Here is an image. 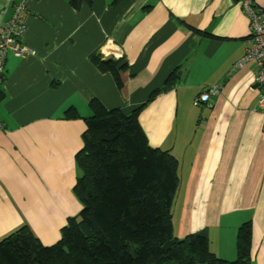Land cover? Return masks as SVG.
Returning a JSON list of instances; mask_svg holds the SVG:
<instances>
[{
    "label": "crops",
    "instance_id": "crops-1",
    "mask_svg": "<svg viewBox=\"0 0 264 264\" xmlns=\"http://www.w3.org/2000/svg\"><path fill=\"white\" fill-rule=\"evenodd\" d=\"M264 9V0H253ZM26 6L22 42L8 55L0 93V241L27 227L44 246L82 206L81 176L90 103L129 115L152 148L178 162V226L205 235L217 257L237 258L239 227L251 223V264H264V113L255 64L234 70L249 41L242 0H0V25ZM92 55L117 62L119 81ZM123 66V69L120 67ZM179 68L180 79L164 88ZM219 87L210 103L194 101ZM177 229L179 232L177 233Z\"/></svg>",
    "mask_w": 264,
    "mask_h": 264
},
{
    "label": "trees",
    "instance_id": "trees-1",
    "mask_svg": "<svg viewBox=\"0 0 264 264\" xmlns=\"http://www.w3.org/2000/svg\"><path fill=\"white\" fill-rule=\"evenodd\" d=\"M77 8L78 0H69ZM101 70L119 81L117 62L92 55ZM123 69V66L120 67ZM177 68L163 89L180 79ZM83 147L75 159L81 176L73 188L82 209L62 229L61 239L44 246L27 227L0 241V264H251V223L236 235L237 258L223 260L200 233L178 239L172 208L179 187L178 162L168 151L152 148L139 123L129 115L90 103Z\"/></svg>",
    "mask_w": 264,
    "mask_h": 264
},
{
    "label": "built area",
    "instance_id": "built-area-1",
    "mask_svg": "<svg viewBox=\"0 0 264 264\" xmlns=\"http://www.w3.org/2000/svg\"><path fill=\"white\" fill-rule=\"evenodd\" d=\"M12 14L0 25V93L5 80V65L8 55L23 59L35 56V50L22 42L26 31L27 10L24 4H13ZM242 9L249 19V41L243 57L235 64L234 70L241 69L248 63L255 64L257 74L253 88L258 93L257 106L264 113V9L257 7L253 0H242ZM219 87H211L194 101V105L210 103L217 95Z\"/></svg>",
    "mask_w": 264,
    "mask_h": 264
},
{
    "label": "rangeland",
    "instance_id": "rangeland-1",
    "mask_svg": "<svg viewBox=\"0 0 264 264\" xmlns=\"http://www.w3.org/2000/svg\"><path fill=\"white\" fill-rule=\"evenodd\" d=\"M23 41V40H22ZM182 202L181 196H179L178 193H176L175 198H174V202H173V208H172V223L175 225V228H177L178 226V218H179V210H180V204ZM78 216V215H77ZM76 216V217H77ZM176 231V229H175ZM177 233L179 232V230L177 229L176 231ZM195 234V233H192ZM178 235V234H177ZM176 235V236H177ZM61 236H62V230H61ZM175 236V237H176ZM177 238V237H176ZM180 239V238H178ZM183 239V238H182Z\"/></svg>",
    "mask_w": 264,
    "mask_h": 264
}]
</instances>
